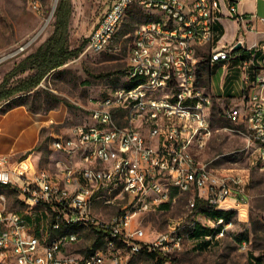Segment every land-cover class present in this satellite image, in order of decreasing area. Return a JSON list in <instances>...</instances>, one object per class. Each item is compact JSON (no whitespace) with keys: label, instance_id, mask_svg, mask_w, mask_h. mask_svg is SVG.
Here are the masks:
<instances>
[{"label":"built area","instance_id":"1","mask_svg":"<svg viewBox=\"0 0 264 264\" xmlns=\"http://www.w3.org/2000/svg\"><path fill=\"white\" fill-rule=\"evenodd\" d=\"M221 2L108 0L86 50L105 51L129 10L142 9L149 19L136 28L126 71L127 82L135 83L95 98L89 122L52 141V149L66 158L56 174L37 168L29 158L12 161L0 155V186L15 190L29 214L42 205L50 217L38 236L27 216L6 207L1 193L0 264H124L143 249L168 255L187 240L211 248L229 234L236 216L206 215L208 231L196 234L203 207L241 217L251 201L243 172H219L197 158L213 134L215 104L199 77L202 51L208 50L209 67L238 60L240 95L219 109L228 123L224 129L246 137L263 170L264 59H258V47H246L242 38L229 47L215 45ZM31 7L43 11L38 0ZM228 11L244 27L240 36L256 30V12L241 11L233 0ZM49 20L0 62L27 52ZM239 42L242 47L235 50ZM183 195L188 196V213L170 217L167 229L149 239L141 216L163 205L171 209ZM187 217L198 222L189 219L186 228ZM86 230L95 234L93 241L100 238V245L73 250Z\"/></svg>","mask_w":264,"mask_h":264},{"label":"rangeland","instance_id":"2","mask_svg":"<svg viewBox=\"0 0 264 264\" xmlns=\"http://www.w3.org/2000/svg\"><path fill=\"white\" fill-rule=\"evenodd\" d=\"M31 1L0 0V57L9 54L36 35L50 18L46 31L27 52L0 62V82L16 63L34 52L54 31L55 12L59 0H38L42 4V13L34 11ZM69 3L71 11L68 45L70 48H75L87 41L89 34L106 10L108 0H69ZM253 3L255 1L247 2L246 8ZM258 7L260 17L264 16V0L259 1ZM140 10L137 6L129 10L117 37L105 51L95 53L87 51L85 46L77 58L51 71L37 88L21 97L33 110L31 112L35 113L34 118H38L44 124L38 145L41 151L39 165L42 169H46L50 161L52 141L56 137L68 135L74 126L89 122V109L95 98L108 94L115 87L122 85L128 87L135 83L134 80L127 82L126 71L136 28L147 19L138 15ZM245 53L250 54V51ZM202 54L205 57L200 64V71L203 74L202 85L207 87L206 90L222 98V102L229 103L228 100L236 95L231 92L232 80L228 63L226 66L214 64L209 67L206 59L208 50H203ZM209 73L210 82H207ZM17 78L18 76L10 81L15 82ZM219 108L220 105H217L212 111L213 134L197 158L202 162H211L219 172H243L247 179L251 201L248 207L242 209L241 217L234 215L236 216L234 225L229 234L213 247L207 248L187 240L182 249L168 253L166 256L175 264H248L249 253H253L264 263V170L260 168L253 149L247 148L246 137L224 129L228 123L221 117ZM28 156L29 152H21L12 155L11 160L20 161ZM64 156L62 154L56 157L66 161ZM1 193L6 196L5 205L9 210L28 216V222L35 228L38 236L46 230L50 220L46 211L43 214L27 215L29 206L18 198L15 190L8 186H0ZM187 199L188 196L183 195L173 208L163 205L160 209L141 216V224L149 239L156 238L159 233L167 229L170 217L179 218L188 213ZM37 207L44 210L42 205ZM209 215L217 216L210 213ZM198 217L201 224L206 223L204 214ZM189 219L198 222L193 217H187L186 228L189 226ZM82 234V242L73 250L86 248L95 238L92 230H86ZM171 261L161 263L144 253H139L129 256L124 264H171Z\"/></svg>","mask_w":264,"mask_h":264},{"label":"crops","instance_id":"3","mask_svg":"<svg viewBox=\"0 0 264 264\" xmlns=\"http://www.w3.org/2000/svg\"><path fill=\"white\" fill-rule=\"evenodd\" d=\"M230 1L232 0H222L221 9L216 12L218 19L215 23V45L229 47L236 43L239 38H242L246 47H258V59H264V16L260 17V11L258 7L259 1L261 0H233L237 2L241 11L247 13H257L255 20L256 30H247L243 36H240V32L244 27H241V24L229 15L228 4ZM252 1H255V3L246 8L245 5H247V2ZM227 63L232 80L231 92L232 94L236 95L228 100L230 103L240 95V89L243 81L242 72L238 67V60L225 61L218 64L221 66H226ZM207 64L210 65L209 62H207ZM207 82H210V73ZM207 91L215 97L214 108L217 105H220L221 108L225 104H228L226 102H222V98L216 96L208 89ZM10 101L11 100L5 101L0 105V155L6 154L11 157L12 155H17L21 152H29V156L26 158H29L37 168L42 169L39 165L41 151L38 149V145L42 137L41 130L44 125L43 121L38 120V118H34L35 113L31 112L33 110L29 108L27 104L13 105L12 107L7 108ZM50 150L52 155L46 169L56 174L59 171L58 164L62 163L64 160L58 159L56 157L57 155L62 154L54 151L52 149V144L50 145ZM18 198L20 199L19 196ZM204 208L205 207L200 210L198 215L204 214L206 217V215L209 216V213L211 214L213 211H218H208ZM30 212L31 214H43L45 211L35 207ZM26 213H28L27 215H30L28 210ZM207 219L208 217L205 219V221ZM207 224L202 223V225L208 227Z\"/></svg>","mask_w":264,"mask_h":264},{"label":"trees","instance_id":"4","mask_svg":"<svg viewBox=\"0 0 264 264\" xmlns=\"http://www.w3.org/2000/svg\"><path fill=\"white\" fill-rule=\"evenodd\" d=\"M70 3L69 0H59L55 12V28L53 33L34 51L25 56L20 62L9 71L3 80L0 82V105L8 100H11L7 108L13 105L26 104L21 97L28 95L35 88L39 86L42 80L53 70L63 66L69 60L77 58L87 41H84L82 45L78 47L70 48L68 45V24L70 18ZM143 10L139 11L140 17L149 19L148 14H144ZM146 19V20H147ZM29 71V72H28ZM28 72L25 76L22 74ZM18 76L15 82L10 80ZM203 76L202 72H199V77ZM24 94V95H23ZM211 214L224 215L227 218H232L235 215L234 211H213ZM198 229L196 234L204 233L208 231V227L198 222ZM100 245V238H96L92 242L93 247ZM204 246L203 244H199ZM140 253H144L151 259H155L161 263L165 261H171V259L161 253L160 251H148L143 249ZM139 254V253H138ZM171 264H175L171 261ZM248 264H264L253 253H249Z\"/></svg>","mask_w":264,"mask_h":264},{"label":"water","instance_id":"5","mask_svg":"<svg viewBox=\"0 0 264 264\" xmlns=\"http://www.w3.org/2000/svg\"><path fill=\"white\" fill-rule=\"evenodd\" d=\"M241 47H242V43L239 42V43H237V44L235 45L234 49H235V50H239Z\"/></svg>","mask_w":264,"mask_h":264}]
</instances>
